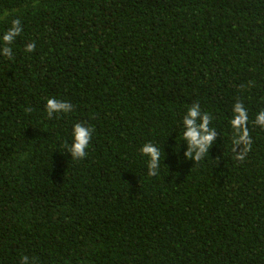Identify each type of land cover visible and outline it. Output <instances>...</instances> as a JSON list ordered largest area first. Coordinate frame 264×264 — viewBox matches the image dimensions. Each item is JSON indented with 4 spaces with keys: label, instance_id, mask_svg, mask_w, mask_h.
<instances>
[{
    "label": "trees",
    "instance_id": "obj_1",
    "mask_svg": "<svg viewBox=\"0 0 264 264\" xmlns=\"http://www.w3.org/2000/svg\"><path fill=\"white\" fill-rule=\"evenodd\" d=\"M17 18L0 56V264H264V0H0V32ZM50 97L72 111L49 117ZM192 104L215 131L198 162L180 139ZM75 123L93 129L79 160L63 146ZM145 142L162 154L151 176Z\"/></svg>",
    "mask_w": 264,
    "mask_h": 264
},
{
    "label": "clouds",
    "instance_id": "obj_2",
    "mask_svg": "<svg viewBox=\"0 0 264 264\" xmlns=\"http://www.w3.org/2000/svg\"><path fill=\"white\" fill-rule=\"evenodd\" d=\"M23 28L20 19H13L10 26L3 32H0V56L11 59L12 50L8 46L16 37L20 35ZM35 48V44L30 42L24 48L25 52L31 53ZM73 105L66 101L50 97L45 102V110L47 115L51 117L54 113L71 112ZM232 119L230 121L231 128L238 133L233 140L234 145H243L245 149L250 145L248 139V112L240 102L232 106ZM199 121V123H197ZM210 117L206 112H202L199 104H192L187 107L182 116L181 123L183 131L180 139L187 145L185 156L200 161L207 155L208 149L215 139V131L209 128ZM255 124L264 128V109L260 110L255 117ZM93 135V129L83 123H75L71 129V144H64L68 153L73 160H79L87 154L90 140ZM139 152L141 156L147 158L148 175H155L156 169L162 159L161 151L152 142L143 143ZM243 159V156L237 157ZM24 264H27V257L24 258Z\"/></svg>",
    "mask_w": 264,
    "mask_h": 264
}]
</instances>
